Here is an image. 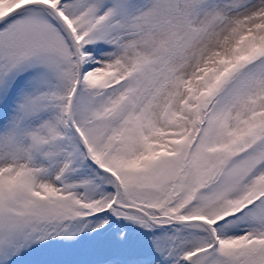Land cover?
<instances>
[{
    "label": "snow or ice",
    "instance_id": "obj_1",
    "mask_svg": "<svg viewBox=\"0 0 264 264\" xmlns=\"http://www.w3.org/2000/svg\"><path fill=\"white\" fill-rule=\"evenodd\" d=\"M0 264H264V0H0Z\"/></svg>",
    "mask_w": 264,
    "mask_h": 264
}]
</instances>
